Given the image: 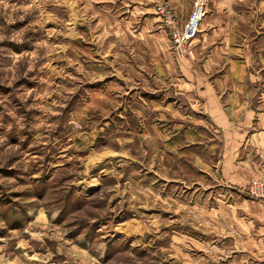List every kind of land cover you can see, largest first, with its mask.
Segmentation results:
<instances>
[{"label": "rangeland", "instance_id": "rangeland-1", "mask_svg": "<svg viewBox=\"0 0 264 264\" xmlns=\"http://www.w3.org/2000/svg\"><path fill=\"white\" fill-rule=\"evenodd\" d=\"M195 1L0 0V264H264L263 203L239 209L245 232L218 229L185 193L170 199L179 188L145 175L136 158L141 132L130 125L150 99L177 98L174 79L235 76L233 62L254 59L250 72L262 74L264 0H221L223 19L202 22L204 49L176 58L156 6L183 22ZM222 27L235 52L219 53L212 69L224 44L212 31ZM159 36L178 60L173 73L155 53ZM242 200L225 195L213 224L236 221ZM149 213L166 224L143 236L119 230Z\"/></svg>", "mask_w": 264, "mask_h": 264}, {"label": "crops", "instance_id": "crops-1", "mask_svg": "<svg viewBox=\"0 0 264 264\" xmlns=\"http://www.w3.org/2000/svg\"><path fill=\"white\" fill-rule=\"evenodd\" d=\"M220 1L209 0L206 11L209 13L212 10V15L207 18L205 15L204 22L214 24L215 21L223 19L219 14V6L223 4ZM189 14L190 12L181 16L182 21H185ZM74 20L76 24L75 17H72L68 24ZM75 24L70 25L71 30ZM201 25L190 43V51L195 55L204 49L203 45H198L197 37L207 30V24L205 27ZM216 31H223L224 44L220 49L213 50V57L205 64L212 69L219 65V53L225 58L235 52L231 49L234 47L231 44L233 37L231 34L225 35V27L221 30L213 29L212 32ZM158 44L160 51L157 47L155 53H158V58L163 61L164 68L173 73L178 60L172 55L170 44L168 50L164 41L161 40ZM62 49L64 53L66 48ZM167 52L172 61L165 59ZM255 61L233 62L234 68L238 70L235 76L174 79L180 92L177 98H168L169 95L163 93L158 100L150 99L140 123L130 125L131 133H135V129L141 132L140 155L137 151L135 154L146 170L145 175L150 176L152 173V179L155 181H164V186L173 183L175 188L180 190L177 193L174 190L173 197L166 195L165 199L171 197L170 199L176 201L185 193L183 198L185 200L188 195L192 213H206L208 217L212 215L211 218L204 219L207 225L223 230L225 225L228 228L232 224L233 228L238 230V235L240 229L245 232L246 228L245 219L243 215L240 216L239 210L245 212V202L263 203L260 206L264 209L263 201L249 198L245 191L253 179L264 176V63L256 72L263 70L262 74L255 75L250 72L251 67L257 64ZM111 162L109 160L105 164H97L96 167ZM171 191L169 189V192ZM225 195L243 199V203L237 202L236 205L237 219L226 224L224 220L215 221L213 224L215 211L222 216L225 214ZM214 200L221 203L218 210L210 207ZM145 202L149 204L147 199ZM160 205L163 211H171V207L174 208L173 211H178L174 203L170 205L161 202ZM262 218L264 219V211ZM145 219L146 224L140 228L126 224L125 229L119 230L143 236L147 232H156L160 226L166 224L160 215L149 213Z\"/></svg>", "mask_w": 264, "mask_h": 264}, {"label": "built area", "instance_id": "built-area-1", "mask_svg": "<svg viewBox=\"0 0 264 264\" xmlns=\"http://www.w3.org/2000/svg\"><path fill=\"white\" fill-rule=\"evenodd\" d=\"M207 0H196L187 19L180 22L166 3L156 6L158 14L172 44L173 52L181 60L189 53L191 41L196 37L206 15ZM246 194L253 200L264 202V176L253 179L246 188Z\"/></svg>", "mask_w": 264, "mask_h": 264}]
</instances>
